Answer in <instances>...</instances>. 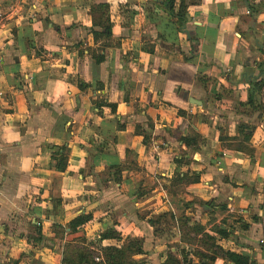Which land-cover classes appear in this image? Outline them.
<instances>
[{"label":"crops","instance_id":"1","mask_svg":"<svg viewBox=\"0 0 264 264\" xmlns=\"http://www.w3.org/2000/svg\"><path fill=\"white\" fill-rule=\"evenodd\" d=\"M183 2L169 50L162 0H0V264H63L66 246L108 264L130 241L136 264H206L203 234L264 264V0Z\"/></svg>","mask_w":264,"mask_h":264},{"label":"trees","instance_id":"2","mask_svg":"<svg viewBox=\"0 0 264 264\" xmlns=\"http://www.w3.org/2000/svg\"><path fill=\"white\" fill-rule=\"evenodd\" d=\"M165 4V7L167 11L169 12V19L167 21H164L162 26L164 31L166 32V35L164 33H160L158 38L162 42V46L166 49H172V45H166L165 42H167L169 39L172 41L176 40V32L179 31L182 28V25L186 21V6L184 5V2L180 1L178 8H176L175 11V0H162ZM108 5L106 3H98L95 5H92L90 8V15L92 16V23L94 26H100L102 28V31H95L93 30V37L94 40H109L112 36V29L111 25L108 19ZM112 42H106V45H109ZM106 45H102L104 48ZM104 57L102 54L98 53L95 55L96 62L103 61ZM254 88L256 89H264V79H262L259 82H256L252 84ZM251 101V100H250ZM249 101V102H250ZM144 141H147V138H144ZM184 141L186 139L184 138ZM194 141V139H193ZM60 154L65 153L66 149L65 147L60 148ZM64 158H59V161L57 163L58 169H60V161H63ZM90 219V216L87 215H79L76 218H74L69 223V229L71 231H75L78 228H81L88 220ZM152 223V220H150ZM178 224L180 225V229L183 231L189 230L188 232H185L189 234L190 232H193L195 234L201 233L203 230V226L200 224H194L193 227H186L187 218L185 216H181L178 219ZM229 229L228 228H222L217 229L216 233L219 237H228L229 235ZM118 235L115 231H108L104 232L102 234V237H108V236H115ZM37 236L38 239L41 240L42 234L40 232V229L37 230ZM201 241L204 245H206L207 249L211 252L210 254H201L202 257H205L207 260L206 264H211L216 257H222L224 259L230 260L233 264H250L253 263L250 258L237 254L235 252L224 250L220 246L215 244V239L213 236L208 234H203ZM66 254L64 255L63 264H99L93 260L92 252L87 246H66ZM141 252V247L136 244L135 241H130L129 244L126 247H108L106 252L107 257V263L108 264H136L134 261L129 259V256L134 253ZM182 260H179L176 258L172 253H169L167 256L166 261L164 264H184L187 263V256L186 253L182 250Z\"/></svg>","mask_w":264,"mask_h":264},{"label":"rangeland","instance_id":"3","mask_svg":"<svg viewBox=\"0 0 264 264\" xmlns=\"http://www.w3.org/2000/svg\"><path fill=\"white\" fill-rule=\"evenodd\" d=\"M180 1H182L183 2V0H179V1H177V2H180ZM162 239H172L173 237H174V235H173V231H168L167 233H165V234H162ZM185 239H187L186 237H185ZM169 246V245H168ZM187 264V263H186Z\"/></svg>","mask_w":264,"mask_h":264},{"label":"built area","instance_id":"4","mask_svg":"<svg viewBox=\"0 0 264 264\" xmlns=\"http://www.w3.org/2000/svg\"><path fill=\"white\" fill-rule=\"evenodd\" d=\"M99 255L94 256L95 261L104 262V258L101 256V253L97 251Z\"/></svg>","mask_w":264,"mask_h":264}]
</instances>
